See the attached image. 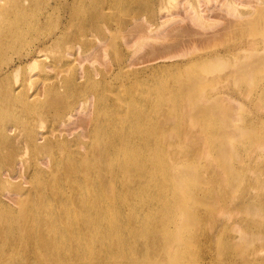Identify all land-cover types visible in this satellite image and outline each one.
Returning <instances> with one entry per match:
<instances>
[{
  "label": "bare ground",
  "instance_id": "bare-ground-1",
  "mask_svg": "<svg viewBox=\"0 0 264 264\" xmlns=\"http://www.w3.org/2000/svg\"><path fill=\"white\" fill-rule=\"evenodd\" d=\"M96 1L99 3L95 7L96 13L102 15V7L112 0ZM162 2L165 6L160 9H169L167 4L175 5V0ZM71 7L69 0H57L54 5V9L73 12ZM227 8L228 15L237 16V7L232 2ZM257 12L262 18L252 26L264 25V9H257ZM146 17V21L153 23L152 13ZM192 20L200 26L207 24L197 12ZM96 24V20L82 23L80 34L87 38L86 33L93 31L101 41L103 27ZM70 27L71 21L66 14L51 34L35 44L28 54L13 61L6 59L4 53L8 49L9 35L0 34V84L28 60L37 67L49 43L52 47L58 46ZM235 28L245 30L244 27ZM127 31L139 34L144 29L136 24ZM97 51L91 56L90 50L84 54L76 50L72 55L79 62H98L100 53ZM243 52L235 54L234 70L222 75L221 81L243 80L251 72ZM252 61L253 65H258L256 67H264V55L255 54ZM17 64L18 67L12 69ZM118 65L120 71L125 68ZM157 68L153 85L158 92L149 98L144 97L141 106L136 103L142 95L145 96L144 90L123 93L117 90L111 98H103L102 89L93 91L97 97L95 106L98 113L108 116L104 120L92 114L82 124L86 135L92 138V141L82 144L85 154L66 150V144L58 137L38 136V131L27 135L24 144L34 150L38 161L23 171L22 168L9 171L5 177L2 175L0 182L3 186L9 184L21 189L23 178L32 176L42 182L37 191L48 189L53 202H35V209L25 208L24 213L14 217L7 228L0 230V264H199L202 254L210 253L212 239L222 230L208 229L207 223L217 211V203L222 201L218 199L222 197L216 201L208 197V150L215 155L214 173L220 168L227 176L231 190H237L244 183L228 161L232 152H217L213 147L218 142L227 144L231 136L208 131L210 125L218 126L221 121L214 107L208 106V96L199 92L200 82H203L201 76L197 73L175 75L169 66ZM94 69L100 76L99 80L89 75L85 81L76 79L77 75L71 78L56 75L50 79L41 76L44 82L51 80L44 97L62 101L67 95L61 88L80 82H105L115 72L112 69ZM204 70L208 72V63ZM167 71L174 74L170 80ZM11 102L19 104L22 114L33 117L41 114L39 110L44 107L38 92L25 98L15 88L0 90L2 111H7V104ZM54 106L50 104L47 107ZM222 112L231 121L232 110L225 107ZM194 127L198 131L190 129ZM236 131L239 132L238 128ZM7 138L9 136L5 135L2 140ZM260 140L255 137L248 142L256 144ZM48 146L55 150L45 152L43 148ZM199 159L204 163L198 164ZM2 163L0 158V165ZM27 180L30 183L32 178ZM89 181L93 184L90 185ZM256 183L261 184L262 181L258 179ZM216 190L223 196L226 193L224 189ZM64 199L67 200L66 207H56ZM52 208L54 212L50 211ZM235 208L240 217L233 221L238 248L234 249L233 241H225L221 237L222 246L214 248L216 253L210 254L211 261L219 256L217 264H264V196L242 202ZM228 214L229 211L218 216ZM7 215L5 212L2 217L7 218ZM256 253L259 254L252 257ZM234 254L239 255V262Z\"/></svg>",
  "mask_w": 264,
  "mask_h": 264
},
{
  "label": "rangeland",
  "instance_id": "rangeland-1",
  "mask_svg": "<svg viewBox=\"0 0 264 264\" xmlns=\"http://www.w3.org/2000/svg\"><path fill=\"white\" fill-rule=\"evenodd\" d=\"M56 1L0 0V34L9 35L8 49L4 53L6 59L9 58L12 61L28 54L35 44L51 34L66 14L71 21V27L60 44L52 47L49 43V48L43 52L42 61L37 63V67L28 60L26 64L19 67L17 72L10 74L8 79L0 84V90L15 88L20 90L25 98H30L38 92L44 105L39 110L41 114L37 117L22 114L16 102L8 103L7 111H2L0 106V158L3 159L0 165V178L2 175L5 177V174L15 168H22L23 171L24 168L38 161L33 154L34 150L24 144L27 135L36 131L38 136L42 134L49 139L58 137L60 142L66 144V150L85 154L81 148L82 144L92 141V138L86 135L82 124L86 123L92 114L104 120L108 116L103 112L98 113L95 106L97 97H94L93 91L102 89V97L111 98L115 96L114 91L117 90H121L122 93L127 90H144L145 96L142 95L141 100L136 103L141 106L144 97L149 98L158 92L153 85L157 67L169 66L175 75L186 76L197 73L203 78L199 92L208 96V106L214 107L221 121L218 126L210 125L208 131L227 133L231 136L228 137L230 142L227 144L218 142L213 144V147L217 152H232V157L228 158V161L233 165V172L242 177L244 182L237 190H231L227 176L222 170L218 168L214 173L215 155L208 150L210 187L208 197H212L215 201L222 197L218 199L222 201L217 203V211L214 212L212 219L208 220L207 227L222 231L212 239L213 246L210 253L202 254L199 264H213V262L217 264L219 256L215 255L217 257L211 261L210 254H215L214 248L219 249L222 246L221 237L225 241H233L234 249L238 248L234 240L237 232L233 229V221L240 217L235 207L257 196H264V67H256L258 65H253L252 61L255 54L264 55V25L252 26L262 18L257 9H264V2L262 3L261 0H175L173 7L167 4L169 9H160L164 5L163 0H143L142 2L112 0L102 7V15H97L95 7L99 3L96 0H69L71 8L74 9L73 12L62 8L54 9ZM231 2L237 7V16L227 14V7L231 5ZM196 12L207 23L205 26L193 22ZM151 13L154 18L153 23L146 21V16H150ZM142 15V19L136 21L135 18H140ZM94 20L97 27H103L100 34L101 41L93 31L86 33L89 40L80 34L81 24ZM232 22H235V25ZM136 24L142 25L144 31L139 34L134 32L131 35L127 30L133 29ZM227 27L229 31L235 29V32H229ZM235 27L237 29L244 27L245 30H236ZM94 47L100 53L98 62L92 60L79 62L72 55V52L76 50L83 54L86 50H90L92 56L96 51ZM238 51H244L243 55L247 57L246 64L251 72H248L243 80L221 81L222 75L234 70L236 61L234 56L239 53ZM206 63H208V72L204 70ZM50 64H53L55 68ZM118 64L125 68L120 71ZM1 66L0 63V68ZM16 67L18 64L12 69ZM95 67L105 71L112 69L115 72L105 82L98 84L80 82L75 86L61 88L60 90L67 95L62 101L53 97H44L45 88L51 80L44 82L41 76L50 79L56 75L65 78L77 75L76 79L85 81V77L89 75L99 80L100 76L97 75ZM167 72L170 80L174 74ZM50 104L55 105L54 108H48ZM83 107L88 110L84 111ZM225 107L232 110L231 121L222 112ZM195 127L190 129L198 131ZM237 128L239 132L236 131ZM5 135L9 138L2 140ZM255 137L261 140L256 144L248 142L250 138ZM43 149L45 152L55 150L53 146ZM203 163V159L198 160V164ZM28 177L32 178L30 183H28ZM258 179L262 181L261 184L256 183ZM41 184L39 179L32 176L23 178L21 189H16L9 184L3 186L0 182V230L7 228L14 217L24 213L25 208L35 209V202L44 200L53 202L50 200L53 197L48 189H44L43 192L37 191ZM89 184L92 185L93 181H89ZM216 189L226 190L225 195L223 196ZM62 202L56 207H66L67 200L64 199ZM50 211L54 212V209ZM227 211L230 215L218 216ZM5 212L8 213L7 218L2 217ZM215 217L218 218L212 221ZM11 228L16 230L15 226ZM259 253L252 257H256ZM234 258L237 262L240 261L238 254H234Z\"/></svg>",
  "mask_w": 264,
  "mask_h": 264
}]
</instances>
